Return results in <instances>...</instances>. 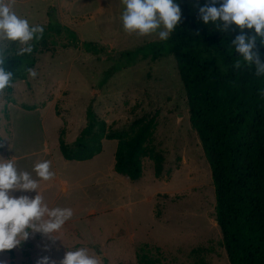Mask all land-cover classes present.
Returning <instances> with one entry per match:
<instances>
[{"label": "rangeland", "instance_id": "1", "mask_svg": "<svg viewBox=\"0 0 264 264\" xmlns=\"http://www.w3.org/2000/svg\"><path fill=\"white\" fill-rule=\"evenodd\" d=\"M50 19L104 51L43 52L25 80L0 90V234L13 251L0 244V264H138L143 253L158 264H228L174 58L120 54L168 35L159 0H0V58ZM88 106L112 129L155 115L161 176L148 158L139 179L117 174L115 140L90 160H65L59 133L72 143Z\"/></svg>", "mask_w": 264, "mask_h": 264}, {"label": "trees", "instance_id": "2", "mask_svg": "<svg viewBox=\"0 0 264 264\" xmlns=\"http://www.w3.org/2000/svg\"><path fill=\"white\" fill-rule=\"evenodd\" d=\"M159 2L168 35L120 54L136 60L174 58L189 125L209 166L214 219L228 264H264V0ZM27 32L22 47L0 58V90L9 93L12 83L25 80L43 52L73 47L100 58L104 51L102 45L79 40L75 32L51 19L30 25ZM84 119L72 143L65 142L63 130L59 133L58 150L65 160L91 159L101 151L103 139L115 140L117 174L139 179L142 159L148 158L154 176H161L164 157L152 144L155 115H142L124 128L112 129L88 106ZM0 244L12 258L3 234ZM159 261L145 253L137 257L138 264Z\"/></svg>", "mask_w": 264, "mask_h": 264}, {"label": "crops", "instance_id": "3", "mask_svg": "<svg viewBox=\"0 0 264 264\" xmlns=\"http://www.w3.org/2000/svg\"><path fill=\"white\" fill-rule=\"evenodd\" d=\"M92 159V158H91ZM88 160H90V159H88ZM70 161H74V160H70ZM83 161H87V160H83Z\"/></svg>", "mask_w": 264, "mask_h": 264}, {"label": "water", "instance_id": "4", "mask_svg": "<svg viewBox=\"0 0 264 264\" xmlns=\"http://www.w3.org/2000/svg\"><path fill=\"white\" fill-rule=\"evenodd\" d=\"M216 222V221H215Z\"/></svg>", "mask_w": 264, "mask_h": 264}]
</instances>
